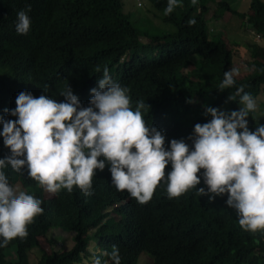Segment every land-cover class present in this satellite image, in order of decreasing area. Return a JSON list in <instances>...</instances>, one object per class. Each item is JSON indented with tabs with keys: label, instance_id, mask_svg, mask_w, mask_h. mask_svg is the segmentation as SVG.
<instances>
[{
	"label": "trees",
	"instance_id": "trees-1",
	"mask_svg": "<svg viewBox=\"0 0 264 264\" xmlns=\"http://www.w3.org/2000/svg\"><path fill=\"white\" fill-rule=\"evenodd\" d=\"M210 1L216 0H180L165 14L167 0H149L148 12L161 14L175 27L156 35L136 25L133 18L143 14L126 11L125 0H0V118L16 119L5 109L15 108L21 91L61 102L60 93L69 86L87 107L90 89L98 87L107 68L111 80L127 88L133 109L144 104L142 118L161 131L166 147L169 140L189 137L195 124L211 119L205 107L220 110L229 101L230 112L238 110L237 89L242 87L254 100L264 96V46L258 45L242 61L244 77L234 75L233 86L219 89L224 72L236 67L230 43L211 39L206 29ZM26 6L30 29L18 35L16 13ZM221 6L264 38V0H252L245 12L225 0L219 1ZM190 19L195 23L190 25ZM8 153L0 137V158ZM168 170L170 165L165 175ZM3 171L10 186L41 201L43 212L27 225L24 238L0 247V264H33L30 251L57 227L74 233V244L43 251L39 264H81L91 258L112 264L113 246L120 264H137L142 253L152 256V264H264V230L242 229L235 211L225 204L227 193L209 201L193 188L169 198L165 182L141 204L111 184L107 164L92 177L88 195L76 186L71 192L62 188L49 194L26 169ZM201 187L206 189L202 179L196 188ZM92 239L99 252L89 249Z\"/></svg>",
	"mask_w": 264,
	"mask_h": 264
},
{
	"label": "clouds",
	"instance_id": "clouds-1",
	"mask_svg": "<svg viewBox=\"0 0 264 264\" xmlns=\"http://www.w3.org/2000/svg\"><path fill=\"white\" fill-rule=\"evenodd\" d=\"M179 3L167 0L165 14ZM29 10L26 6L16 13L18 35L30 29ZM236 74L234 68L225 71L219 89L233 86ZM97 86L90 89L87 107L81 106L67 86L60 93L64 97L61 102L21 91L15 108L5 109L16 119L0 118V137L9 150L0 158V247L14 238H24L27 225L43 212L38 198L10 186L3 171L6 167L17 172L26 169L27 175L49 193L62 188L71 192L76 186L88 195L92 177L107 164L111 184L141 204L152 198L158 183L165 182L169 198L193 188L209 201L227 193L225 204L235 211L241 228L264 230V124L253 131L247 126L249 112L256 109L249 93L242 87L237 89L242 107L229 113L205 107L211 119L195 124L189 137L171 139L165 147L161 131L142 118L144 104L138 102L133 109L127 88L113 82L107 68ZM167 165L170 170L165 175ZM201 179L206 189L196 188ZM110 258L112 264H120L115 246ZM93 264L101 261L96 259Z\"/></svg>",
	"mask_w": 264,
	"mask_h": 264
},
{
	"label": "rangeland",
	"instance_id": "rangeland-1",
	"mask_svg": "<svg viewBox=\"0 0 264 264\" xmlns=\"http://www.w3.org/2000/svg\"><path fill=\"white\" fill-rule=\"evenodd\" d=\"M219 1L217 2L210 1L208 3V12L205 13V19H206V29L209 32L210 38L216 41H227L230 43L232 50L234 51L233 56V62L235 63V69L237 70V74L235 76L237 77H244V75L247 73L246 66L242 63V61L246 58L245 56L248 55L250 52L251 46L258 45V46H264V39H256V35L252 34L250 30L248 29L247 25L245 24V20L234 13L230 12L228 10L227 6H221L219 7ZM227 1L231 8L234 10H238L240 12H245L252 0H225ZM126 6L125 10L130 11L133 16L134 15H142L141 18L138 16L133 18L136 25L141 30H146L148 28L151 30L150 32L152 34H163L165 33V30H174L175 27L170 24L166 23L162 20L161 14L158 15L152 11L148 12V9L151 7V4L149 0H125ZM139 2L141 4H139ZM217 18V21L216 20ZM145 37V36H144ZM147 38V37H146ZM145 39V38H143ZM245 49V50H244ZM196 58V57H194ZM250 55L246 59H249ZM189 67L188 69H190ZM188 69H185L184 71L187 72ZM256 102V109L255 111L249 112V117H247L248 121V128L250 131L255 130L256 126L258 124H263L264 120V96L260 95L255 100ZM242 107V105H240ZM220 111H224L225 113L230 112V102L227 101L224 106L220 109ZM51 194V193H49ZM47 237L41 238V246L40 248L37 247L36 251L31 254L32 257V263L33 264H39L38 258L42 255V250H45L47 252H51L50 249L53 248V246L57 243V246L63 247V249H66V244L68 242V245L70 244L71 240V232L65 230L64 228H56L51 229L47 232ZM54 237V238H53ZM52 241V243L50 242ZM90 246L89 249L96 250L98 248V243L96 239L90 240ZM100 251V250H99ZM94 251V252H99ZM36 252V253H35ZM39 256V257H35ZM150 257H152L148 253H142L140 255L139 261L137 264H152L154 260H151Z\"/></svg>",
	"mask_w": 264,
	"mask_h": 264
},
{
	"label": "crops",
	"instance_id": "crops-1",
	"mask_svg": "<svg viewBox=\"0 0 264 264\" xmlns=\"http://www.w3.org/2000/svg\"><path fill=\"white\" fill-rule=\"evenodd\" d=\"M217 18H219V17H216V20H217ZM217 21H219V20H217ZM248 29L250 30V32L252 33V34H256V32L254 31V30H252L251 28H249L248 27ZM258 38V37H257ZM256 38V39H257ZM259 40V39H258ZM245 50V49H244ZM250 53H248V55H249ZM248 55L247 56H245L246 58L248 57ZM57 228H59V227H57ZM60 229H61V227H60ZM73 235H74V233H71V240H70V244L68 245V242L66 243V244H64L65 246H66V249H68V248H71L72 246H73V244H74V242H73V240H72V237H73ZM90 246V245H89ZM37 248V247H36ZM36 248H33L31 251H30V256H31V254L32 253H34V251H36L37 249ZM40 248V247H39ZM53 248L54 249H56V250H61L63 247H61V246H57V243L53 246ZM41 249V248H40ZM97 251H99V249L97 248L96 249ZM43 251H45V250H42V252H41V254L43 253ZM36 253V252H35ZM36 258L37 257H39V256H35ZM40 258V257H39ZM91 261H89V260H84V262L83 263H81V264H93V261H94V259L92 258V259H90Z\"/></svg>",
	"mask_w": 264,
	"mask_h": 264
}]
</instances>
